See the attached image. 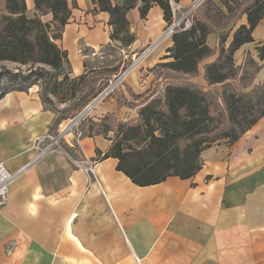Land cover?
I'll use <instances>...</instances> for the list:
<instances>
[{"label": "crops", "instance_id": "crops-1", "mask_svg": "<svg viewBox=\"0 0 264 264\" xmlns=\"http://www.w3.org/2000/svg\"><path fill=\"white\" fill-rule=\"evenodd\" d=\"M25 1L26 15L33 17V0ZM124 1L110 0L112 5ZM175 1L185 8L193 0ZM68 3L71 16L56 44L78 76L84 60L111 43L112 29L108 13L92 0H75V7ZM139 6L126 13L135 39L123 50L132 58L168 25L159 6H152L144 19ZM41 19L49 22L52 16ZM245 24L242 15L235 26ZM262 24L264 16L252 32L254 42L234 53L236 66L247 53L263 64L255 50L264 42ZM230 41L231 35L226 46ZM206 44L217 52L216 34L208 35ZM171 46L172 39L165 40L126 75L132 94L146 91L152 78L143 75L144 69ZM215 58L200 64L203 83L202 66ZM262 82L264 67L254 79V84ZM110 100L97 116L117 110ZM53 119L35 86L0 97V163L10 173L34 160L30 143L50 130ZM80 133L74 154L94 162L93 176L64 153L42 157L19 174L0 209V264H264V117L235 143L220 142L202 151V168L191 178L168 177L143 187L117 171L116 159H102L111 140Z\"/></svg>", "mask_w": 264, "mask_h": 264}, {"label": "trees", "instance_id": "trees-1", "mask_svg": "<svg viewBox=\"0 0 264 264\" xmlns=\"http://www.w3.org/2000/svg\"><path fill=\"white\" fill-rule=\"evenodd\" d=\"M71 1L75 7V0ZM217 1L201 3L194 11L190 29L172 36V46L163 57L170 61L162 63L161 68L175 75L166 76L161 93L142 103L134 122H117L115 138L102 159H116L117 171L137 186L156 185L168 177L191 178L202 168V151L220 142L235 143L264 117V82L254 84L264 67V42L255 48L263 64L249 53L241 66H236L233 59L242 45L254 42L252 32L264 16V0ZM92 2L99 11L108 13L110 41L122 49L134 42L126 13L138 3L141 19L157 5L163 11V20L167 24L172 20L168 0H125L122 5H112L110 0ZM0 5V63L30 66L26 75L0 70V82L6 78L15 87L0 92V97L9 91H23L28 87L25 84L38 80L43 81L45 95L52 76L45 67L59 72L68 65L66 51L56 44L71 16L68 0H33L32 18L26 16L25 0H0ZM48 14L51 21H42L41 17ZM242 15L246 24L232 30ZM229 25L230 30L225 31ZM215 33H219L217 52L206 44L208 35ZM230 33L231 41L226 46ZM215 54L214 61L202 66L207 90L188 81L198 77L199 65ZM59 76L62 80L57 82ZM55 77L57 83L68 80L64 73ZM214 86L220 91L210 90ZM111 116L106 114L103 119ZM112 131L110 126L104 130Z\"/></svg>", "mask_w": 264, "mask_h": 264}, {"label": "rangeland", "instance_id": "rangeland-1", "mask_svg": "<svg viewBox=\"0 0 264 264\" xmlns=\"http://www.w3.org/2000/svg\"><path fill=\"white\" fill-rule=\"evenodd\" d=\"M223 10L225 11L224 8ZM1 12H3V9L0 5V13ZM193 14L192 24L194 19ZM239 19L237 20V22L239 21ZM230 25L225 29V31L230 30ZM235 28L236 26H234L232 30H234ZM215 34L219 41V33ZM151 44H149L148 46H150ZM148 46H146L145 48H147ZM157 47H155L149 53L148 56L153 54ZM140 53L141 52H139L136 56L140 55ZM165 53V55H167V50H165ZM93 54L95 55H91L90 58H86L84 60L83 72L78 76L72 75L69 65L63 66V68L59 72L52 71L51 69L45 67L52 74L45 89V95L42 91L43 81L38 80L34 83L30 82L25 84V86H28L25 90H28L30 87L34 86L38 88L39 95L44 105V108H46L49 112L54 115L52 127L45 134L57 136L59 131L61 129H64L65 127H68L69 124L73 121V119L80 115L83 109L87 105H89V103H91L93 99H95L102 92H105V90L109 87L110 83H113L114 80H116V78L119 77L121 74L123 75L119 82H117L115 86L111 90H109L106 95L90 111H88V113H86V115H84L83 118L78 121V123H76L75 126H73V129L71 128L72 132H70L69 134H65L60 140L59 143L61 151L66 150V152L72 158H76L77 156L74 154V150H78V145L76 141L78 140L79 144V140L81 137L80 130L83 132V135H94L101 133L102 136L104 135V138L114 140L115 135L117 133V122H126L128 124L130 122H134L137 118V112L139 110L137 107L142 106V103H144L146 100L149 101L153 96L158 93H161V90L164 88L167 82V80L165 79L166 76L170 77L172 75H175L167 71L165 68H161L162 63L170 61V59L164 60L163 57L165 55H163L159 58V61L154 66L146 68L143 71L145 72L143 75L148 74L152 78V81L147 86L146 91L141 95H134L131 93L130 89L125 84V77L127 74L131 73V71H133L134 69L136 70L139 67L140 63L137 64L134 68L130 67V64L132 63V61H134L136 56L134 58L130 57L126 50L121 49L119 45L115 42H111L110 44L103 47L101 50L97 51V53L94 52ZM36 68L37 66L33 67V69ZM4 69L10 71L11 73L19 72L23 75H26L29 72L30 66H20L10 62H1L0 70ZM58 73L67 74L68 80L63 81L62 83H57L62 80V76H59L57 78V82L54 80L56 78L55 75ZM200 76L201 75H199L198 77L189 78L188 81L196 83L203 89L207 90L206 84L202 82ZM7 82H9L8 79H2V81L0 82V92L15 88L14 85H9ZM233 84L236 85V83ZM210 90H217L219 92L220 88L219 86H214L213 88H210ZM111 98L115 101L117 110L113 112L104 113L101 116H97V111L99 110L98 108H100V106H102L106 102L111 101ZM106 114H112V116L103 119ZM107 126H110L113 131L105 133L104 130ZM75 132L79 134V137L74 134ZM61 151H54L53 149H51L49 150V152H47L46 155H44V157L48 155L62 153ZM87 176L92 177L93 175Z\"/></svg>", "mask_w": 264, "mask_h": 264}, {"label": "built area", "instance_id": "built-area-1", "mask_svg": "<svg viewBox=\"0 0 264 264\" xmlns=\"http://www.w3.org/2000/svg\"><path fill=\"white\" fill-rule=\"evenodd\" d=\"M169 7L172 15V20L170 24L166 26L163 30L161 36L153 42L150 46L145 48L140 55L136 56L134 61L130 64L132 68H134L137 64H139L142 60H144L149 53L158 45H160L165 40L171 39L175 33L187 31L192 26V14L196 10V8L203 3L205 0H194L189 6L186 8L182 7L175 0H168ZM125 71V70H124ZM103 93V92H102ZM99 94L95 99L92 100L89 105H87L83 111L78 115L73 121L69 124L68 127L61 129L57 136H52L51 134H45L41 136L35 137L30 143V149H33L36 152V156L32 162H30L27 166H31L35 162H37L40 158L44 157V155L49 152V150L53 149L54 151H61L60 149V140L63 138L65 134H69L72 132L73 126L78 123L81 118H83L88 111H90L88 106L93 105V107L106 95V93ZM72 128V129H71ZM71 129V130H70ZM77 137L79 134L77 132L74 133ZM78 139V138H77ZM78 145V140L76 141ZM66 154L69 160L73 165L82 169L85 174L93 175L94 162L88 160L83 154H79L76 158H72L65 151H61ZM26 167V166H25ZM24 169V168H23ZM21 169L19 172L12 174L7 168L0 163V209L5 206L8 200L9 190L11 184L14 182L16 177L21 174L24 170Z\"/></svg>", "mask_w": 264, "mask_h": 264}, {"label": "water", "instance_id": "water-1", "mask_svg": "<svg viewBox=\"0 0 264 264\" xmlns=\"http://www.w3.org/2000/svg\"><path fill=\"white\" fill-rule=\"evenodd\" d=\"M123 77V75L121 74L119 77H117L116 78V80H114V82L113 83H110V85H109V87L105 90V92H103V93H107L109 90H111L114 86H115V84L117 83V82H119V80L121 79ZM102 93V94H103ZM89 108V110L90 109H92L93 108V105H90V106H88ZM29 166H26V167H24V169H27ZM23 169V170H24Z\"/></svg>", "mask_w": 264, "mask_h": 264}]
</instances>
